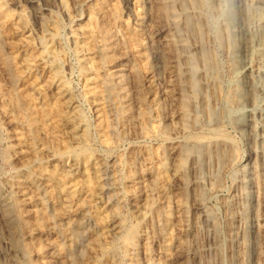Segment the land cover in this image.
<instances>
[{"label": "rangeland", "instance_id": "obj_1", "mask_svg": "<svg viewBox=\"0 0 264 264\" xmlns=\"http://www.w3.org/2000/svg\"><path fill=\"white\" fill-rule=\"evenodd\" d=\"M168 1L0 0V264H264V0Z\"/></svg>", "mask_w": 264, "mask_h": 264}, {"label": "bare ground", "instance_id": "obj_2", "mask_svg": "<svg viewBox=\"0 0 264 264\" xmlns=\"http://www.w3.org/2000/svg\"><path fill=\"white\" fill-rule=\"evenodd\" d=\"M161 1H163V0H161ZM165 1V0H164ZM167 1V0H166ZM172 1V0H171ZM170 1V2H171ZM192 1V0H191ZM190 1V2H191ZM203 1V0H202ZM201 1V2H202ZM205 1V0H204ZM169 2V1H168ZM170 2H169V5H170ZM175 2V1H174ZM173 2V3H174ZM194 2V1H193ZM157 3V2H156ZM172 4V3H171ZM157 5V4H156ZM168 5V4H167ZM174 6V5H173ZM263 6H264V4H263ZM158 7H160L159 5H158ZM171 7H172V5H171ZM0 8H1V3H0ZM161 8V7H160ZM263 8V7H262ZM162 9V8H161ZM261 9V8H260ZM264 9V8H263ZM163 10V9H162ZM171 10H173V9H171ZM174 10H175V7H174ZM159 12H160V10H159ZM166 12V11H165ZM167 12H168V10H167ZM161 13H162V11H161ZM175 13V12H174ZM163 14V13H162ZM165 14V13H164ZM168 14H169V12H168ZM176 14H177V12H176ZM179 14V13H178ZM177 14V15H178ZM141 15V14H140ZM156 15H158V13L156 14ZM159 15H161V14H159ZM172 16H174L175 14H171ZM180 15V14H179ZM142 16H143V14H142ZM162 16V15H161ZM171 16V17H172ZM22 17V16H21ZM170 17V16H169ZM178 17V16H177ZM183 17V16H182ZM190 17H192V16H190ZM155 18V17H154ZM230 18V17H229ZM176 19V18H175ZM185 21V20H184ZM165 22V21H164ZM25 23V22H24ZM174 23H176V22H174ZM173 23V24H174ZM184 23V22H183ZM182 23V24H183ZM186 23V22H185ZM187 24V23H186ZM232 24V23H231ZM188 26V25H187ZM230 29V28H229ZM184 30V29H183ZM225 31V30H224ZM134 36V35H133ZM139 37V36H138ZM172 38H171V36L170 35H168L167 37H166V39H165V42H164V46L163 47H165L167 50L169 49V52H170V49L171 48H173V46H172ZM166 51V50H165ZM178 51V50H177ZM185 52V51H184ZM173 53V52H172ZM191 54V53H190ZM171 56V55H170ZM175 56V55H174ZM178 56V55H177ZM174 59V58H173ZM30 61V60H29ZM171 62V61H170ZM238 62V61H237ZM31 63V64H30ZM30 63H29V65H32V63H33V61H30ZM234 63V62H233ZM1 64H2V67H3V70H4V72L5 73H7L8 75H10L11 77H13V74H12V68H11V60L9 59V58H3V61L1 62ZM231 64V63H230ZM26 66L25 67V72L26 73H29L28 71H30L31 69H33V66ZM34 65V64H33ZM35 66V65H34ZM232 66H233V64H232ZM200 68V67H199ZM128 69V68H127ZM127 71H129V70H127ZM126 70L124 71V70H120V73H121V75H120V77H121V80H120V83H125V81H126V75H128V74H126V73H128ZM189 73V72H188ZM31 74V73H30ZM129 74H131V73H129ZM134 78H138V77H140V71L138 70V69H134V70H132V74H131ZM183 75V74H182ZM23 76V75H22ZM119 77V78H120ZM196 77V76H195ZM23 78V77H22ZM189 78V77H188ZM12 79V78H11ZM132 79V78H131ZM138 80V79H137ZM136 80V81H137ZM193 80V79H192ZM198 80V79H197ZM196 80V81H197ZM12 81V80H11ZM187 81V80H186ZM134 82V81H133ZM12 83V82H11ZM111 85H114V82H112L111 81ZM14 84V83H13ZM252 84V83H251ZM195 85H197V83L195 84ZM20 86V85H19ZM176 86V85H175ZM198 86V85H197ZM195 88H196V86H194ZM201 87V85L199 86V88ZM135 88V87H134ZM174 88H176V87H174ZM178 88V87H177ZM40 89V88H39ZM34 91V90H33ZM245 91V90H244ZM136 92V91H135ZM170 92V91H169ZM179 92H180V90H179ZM221 92V91H220ZM35 93H36V91H35ZM137 93V92H136ZM197 93V92H196ZM241 93V92H240ZM250 93V92H249ZM34 94V93H33ZM217 94V93H216ZM218 95V94H217ZM222 95V94H221ZM251 95V94H250ZM127 96V95H126ZM125 96V97H126ZM254 96V95H253ZM189 97V96H188ZM188 97L186 98V99H188ZM193 97V96H192ZM191 96H190V98H192ZM206 97V96H205ZM220 97V96H219ZM233 97V96H232ZM240 97V96H239ZM170 98V97H169ZM185 98V97H184ZM182 99L181 100V103L180 102H177V103H180L179 105V107H181V109H182V114H183V117H184V121H186L187 123H185L184 124V126L185 127H187L188 126V123H189V121H187V119H188V117H189V110L187 109L188 107H189V104H188V101H190L189 99H188V101H186L185 99ZM197 98V97H196ZM235 98V97H234ZM242 98V97H241ZM37 99L40 101V104H41V106L42 107H44V102H45V100H43V97L41 98V94H39L38 95V97H37ZM115 99V98H114ZM254 99V98H253ZM180 100V99H179ZM191 100H193V98L191 99ZM196 99H194V101H195ZM198 101V100H197ZM234 101V100H233ZM173 102V101H172ZM191 102V101H190ZM193 102V101H192ZM238 102V101H237ZM254 102V101H253ZM102 104V103H101ZM100 104V105H101ZM143 104V103H142ZM236 104V103H235ZM172 105V104H171ZM194 104H192V106H193ZM178 107V106H177ZM138 108V107H137ZM136 108V109H137ZM44 109V112L46 113V115H47V112H46V108H43ZM101 110V109H100ZM178 110V109H177ZM61 110H58V112H60ZM102 113V112H101ZM45 115V116H46ZM174 115V114H173ZM177 115V114H176ZM138 116V115H137ZM175 116V115H174ZM180 117V116H179ZM193 117V116H192ZM241 120V119H240ZM23 121V120H22ZM21 121V122H22ZM179 121V120H178ZM148 123V122H147ZM195 126V125H194ZM43 127V126H42ZM172 130V129H171ZM215 141V140H214ZM210 143V142H209ZM212 144H215L214 146L215 147H218L219 148V150H220V152H221V155L222 156H227L228 158H229V156L227 155L228 154V151H229V149L227 150V153H226V142L225 141H221V139H220V141H217V139H216V141L215 142H211ZM234 144V143H233ZM210 145V144H209ZM208 145V146H209ZM207 146V145H206ZM211 146V145H210ZM204 147H205V145H204ZM218 148H216V149H218ZM210 149V148H209ZM213 149V148H212ZM217 152H218V150H216ZM215 151V152H216ZM236 151V150H235ZM187 152V151H186ZM190 153H191V150L189 151ZM193 152V151H192ZM210 152V151H209ZM213 152V151H212ZM216 152V153H217ZM234 152V151H233ZM237 152V151H236ZM11 153V152H10ZM183 153V152H182ZM190 153H187L186 155H189ZM207 153V152H206ZM215 154V153H214ZM218 154H219V152H218ZM229 154H232V153H230L229 152ZM210 155V154H209ZM178 156V155H177ZM211 156V155H210ZM215 156V155H214ZM219 155H217V157H218ZM169 157V156H168ZM187 157H189V156H187ZM236 157V156H235ZM220 159H221V157H219ZM223 158V157H222ZM217 159V158H216ZM232 159V158H231ZM235 159V158H234ZM188 160H189V158H188ZM187 160V161H188ZM197 162V161H196ZM221 162H223L222 160H221ZM224 163V162H223ZM34 164V163H33ZM187 162H186V160L185 159H182V160H180V161H178V165H172V166H174V168H173V171L172 172H174L173 173V175H175L176 176V173H179V170H178V167L179 168H181V169H184L182 172L184 173V175H185V170H186V168H187ZM165 166V168H166V171H167V169L169 168V163H168V161L164 164ZM227 165V164H226ZM190 166V165H189ZM218 167V166H217ZM171 168V167H170ZM177 170H178V172H177ZM185 171V172H184ZM169 172V171H168ZM171 173V172H170ZM188 172H186V175H189V174H187ZM169 174V173H168ZM180 174V173H179ZM178 174V175H179ZM172 175V176H173ZM63 176V175H62ZM90 176V175H89ZM142 176V175H141ZM182 176V175H181ZM21 177V176H20ZM59 177V176H58ZM61 177V176H60ZM64 177V178H63ZM63 177H61V178H63L62 180H64L65 178H68V175H64ZM184 177H187V176H184ZM94 178H95V176H94ZM98 179V177L96 178V180ZM26 183L27 182H29L28 180H27V178L25 177V180H24ZM58 181H60V180H58ZM95 180H93V182H94ZM188 181V180H187ZM186 181V182H187ZM18 182V181H17ZM89 182H91V181H89ZM30 183V182H29ZM99 182H95V184L97 185ZM91 184H93V183H91ZM65 185H67L66 183H63L62 184V187H61V192H63V193H67L69 190H67L68 189V187H70V186H65ZM141 185V184H140ZM146 186V185H145ZM71 189V188H70ZM189 196V195H188ZM178 198V197H177ZM174 199V198H173ZM179 199V198H178ZM177 200V199H176ZM179 201V200H178ZM145 202V201H144ZM150 202V201H149ZM152 203V202H151ZM153 204V203H152ZM169 204H171V202L169 203ZM167 205V204H166ZM157 206V205H156ZM146 207V206H145ZM179 208H180V206H179ZM147 210V209H146ZM159 210V209H158ZM174 210H175V208H174ZM183 210V209H182ZM166 212H168V213H166V214H170V216H172V212H173V207L172 206H168L167 208H166ZM185 212H187V211H185ZM121 213V212H120ZM143 213H144V211H143ZM145 213H147V212H145ZM144 213V214H145ZM163 213H165L164 211H163ZM177 214V213H176ZM196 214V213H195ZM143 215V214H142ZM146 215V214H145ZM144 215V216H145ZM165 215V214H164ZM147 216V215H146ZM141 217V216H140ZM56 218V217H55ZM125 218V217H124ZM142 218V217H141ZM144 218V217H143ZM177 219V218H176ZM180 219V218H179ZM183 219V218H182ZM174 220V219H173ZM181 220V219H180ZM183 220H185V219H183ZM98 221V220H97ZM176 223V222H175ZM183 223H185V222H183ZM120 224V223H119ZM174 224V223H173ZM180 225V224H179ZM53 226V225H52ZM78 226V225H77ZM80 226H81V224H80ZM164 226V225H163ZM167 226V225H166ZM54 227V226H53ZM171 227H173V226H171ZM181 228V227H180ZM71 229H73V228H71ZM174 229V228H173ZM68 230V229H67ZM175 230V229H174ZM89 231V230H88ZM175 234V233H174ZM136 235H137V228H135V227H133V228H131L130 230H129V232L127 233V238H126V240H128L132 245H134L135 247L137 246V244L140 242V237H137L136 238ZM125 237V236H124ZM177 237V236H176ZM139 238V239H138ZM92 239V238H91ZM171 239V238H170ZM125 240V241H126ZM142 240H143V238H142ZM169 241V240H168ZM184 241V240H183ZM170 242V241H169ZM95 243V242H94ZM93 243V244H94ZM128 243V242H127ZM129 243V244H130ZM88 244V243H87ZM112 249V248H111ZM126 250V249H125ZM89 251V250H88ZM182 251V250H181ZM175 253V252H174ZM174 253H173V255H174ZM93 254V253H92ZM70 257V256H69ZM52 259V258H51ZM145 259V258H144ZM54 260V259H53ZM65 261V260H64ZM26 262V261H25Z\"/></svg>", "mask_w": 264, "mask_h": 264}]
</instances>
